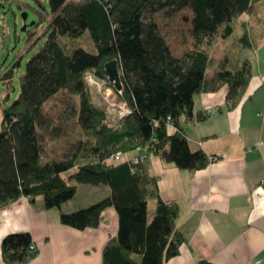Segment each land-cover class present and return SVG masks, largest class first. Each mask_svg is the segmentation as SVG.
Listing matches in <instances>:
<instances>
[{"label": "trees", "instance_id": "16d2710c", "mask_svg": "<svg viewBox=\"0 0 264 264\" xmlns=\"http://www.w3.org/2000/svg\"><path fill=\"white\" fill-rule=\"evenodd\" d=\"M260 1L49 0L52 18L42 33L46 41L25 66L18 97L3 109L0 207L21 197L33 203L43 197L47 208H61L76 197L77 184L108 185L109 196L89 207L63 212L61 222L79 230L97 228L105 211L115 208L119 232L106 244L103 264H165L178 256L185 241L176 225L180 207L163 199L147 161L153 154L190 171L212 162L203 150L192 149L182 118L194 115L197 94L217 91L223 84L229 85V95L237 102L246 94L253 72L251 62L244 60L209 78L211 58L202 45L210 44L222 28L223 37L232 35V22L252 12ZM187 9L193 13L194 46L177 57L159 23L147 20V14L164 11L173 16ZM87 32L97 52L72 50L70 42ZM242 41H250L248 32ZM113 59L119 62L123 82L120 98L130 109L114 121L107 108L97 104L88 79L89 73L98 80L107 78L106 67ZM20 64L16 61L1 77L8 90L13 89ZM62 90L80 96L81 136L69 152L47 158L39 131L47 116L46 102ZM208 116L200 112L198 118ZM171 127L177 129L173 135ZM119 152L147 157L139 163L127 157L115 163L112 157ZM72 170L67 178L65 173ZM151 200L157 201V208L149 220ZM33 244L30 232L7 235L2 242L5 263L32 262L39 254L31 249ZM199 264L214 263L200 260Z\"/></svg>", "mask_w": 264, "mask_h": 264}, {"label": "crops", "instance_id": "0c3cea01", "mask_svg": "<svg viewBox=\"0 0 264 264\" xmlns=\"http://www.w3.org/2000/svg\"><path fill=\"white\" fill-rule=\"evenodd\" d=\"M232 25L234 31L239 27L250 30L251 41H238L239 55L227 54L214 69L212 48L217 41L202 48L211 58V79L223 67L251 62L253 77L246 94L235 102L229 95V85L223 84L217 91L197 94L194 115L182 118L192 149L222 158L197 171L180 169L153 154L147 161L149 174L159 181L163 199L175 201L180 207L176 225L185 241L180 254L165 264H199L200 260L264 264V0ZM3 109L0 100V132ZM200 112L208 118L200 120ZM176 131L171 127L169 134ZM77 185L76 197L61 208H47L43 197L34 203L21 197L0 207V264H7L3 239L16 232H30L38 247V256L29 264H103L104 248L119 232L117 210L107 209L99 227L85 230L63 224L61 215L99 202L111 194V188L98 185L86 189L83 201L74 204L84 188ZM156 208L157 203L150 215L149 203V220Z\"/></svg>", "mask_w": 264, "mask_h": 264}, {"label": "rangeland", "instance_id": "374dc122", "mask_svg": "<svg viewBox=\"0 0 264 264\" xmlns=\"http://www.w3.org/2000/svg\"><path fill=\"white\" fill-rule=\"evenodd\" d=\"M192 16L193 13L189 9L173 16H167L162 11L157 14L148 13L147 20L154 19L159 23L172 53L177 57H182L194 46ZM51 18L49 0H0V100L3 107L10 106L18 97L21 89L20 77L24 74L27 62L44 45L46 38L42 37V33ZM259 28L256 30L257 32L260 30ZM220 32L214 39H211V41H217L212 48V67L214 66V69L218 68L221 59H224L227 54L232 57L239 55L241 48L238 41H242V36L246 34L247 28L239 27L228 37L222 36L223 28ZM249 40H252L250 35ZM70 43L72 50L81 47L92 53L97 52L96 44L88 32L80 39H74ZM18 60L21 64L15 69L12 81L13 89L8 90L1 77ZM92 76L89 77V82L95 91L97 104L107 108L112 121L118 119L119 114L122 113V105L114 97L113 83L108 76L99 80L94 75ZM111 91L112 94L109 93ZM79 102L80 96L67 90H62L46 102L47 120L44 119L45 122L41 125L39 133L45 146L44 156L47 158L52 155L60 157L69 152L72 143L81 136L77 123ZM132 155L130 156L133 157L134 155ZM73 172V170L69 171L65 173V176L68 178ZM82 187L84 188L79 192L76 202L72 203H81L84 199V191L96 186L83 184ZM156 203V200L150 201V215L153 213L151 208ZM150 220H152V216H150Z\"/></svg>", "mask_w": 264, "mask_h": 264}, {"label": "built area", "instance_id": "2783aa9c", "mask_svg": "<svg viewBox=\"0 0 264 264\" xmlns=\"http://www.w3.org/2000/svg\"><path fill=\"white\" fill-rule=\"evenodd\" d=\"M93 74H91V73H89L88 74V79H89V77L90 76H92ZM93 77V76H92ZM112 90H113V92H114V97H115V99L118 101H120V104L122 105V110H121V114H119V116L120 117H123V116H125V115H127L129 112H130V109H129V106H128V104L126 103V102H124L121 98H120V93H122V90H117V89H115V88H112ZM112 91L111 92H109L110 94H112L113 93ZM124 156H125V154H123L122 152H119V153H117V154H115L113 157H112V160L115 162V163H117V162H120V161H122V159L124 158ZM146 157H147V155L145 154V153H143V154H141V155H135V156H133V157H131L130 155H127V158L128 159H131L134 163H139L140 161H143V160H145L146 159ZM222 158V155H211L210 156V160L212 161V162H215V161H218L219 159H221ZM31 249L33 250V251H36V250H38V247L35 245V244H33L32 246H31Z\"/></svg>", "mask_w": 264, "mask_h": 264}, {"label": "water", "instance_id": "95a60500", "mask_svg": "<svg viewBox=\"0 0 264 264\" xmlns=\"http://www.w3.org/2000/svg\"><path fill=\"white\" fill-rule=\"evenodd\" d=\"M106 70H107V76L110 79V81L114 84L115 89L122 90L123 82H122L118 60L113 59L112 61H110L107 64Z\"/></svg>", "mask_w": 264, "mask_h": 264}]
</instances>
